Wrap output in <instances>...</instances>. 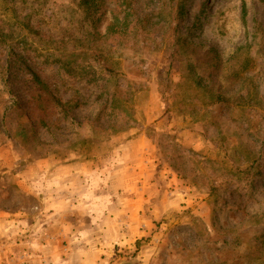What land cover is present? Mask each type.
I'll list each match as a JSON object with an SVG mask.
<instances>
[{
  "label": "rangeland",
  "instance_id": "1",
  "mask_svg": "<svg viewBox=\"0 0 264 264\" xmlns=\"http://www.w3.org/2000/svg\"><path fill=\"white\" fill-rule=\"evenodd\" d=\"M134 1L135 20L152 9L165 20L118 34V0H0V30L14 40L0 44V209L35 203L18 187L35 169L144 140L166 192L150 236L118 249L124 264L141 251L148 264H264V0H184V12L181 0ZM19 56L71 115L38 109ZM213 83L232 107L211 102Z\"/></svg>",
  "mask_w": 264,
  "mask_h": 264
},
{
  "label": "crops",
  "instance_id": "2",
  "mask_svg": "<svg viewBox=\"0 0 264 264\" xmlns=\"http://www.w3.org/2000/svg\"><path fill=\"white\" fill-rule=\"evenodd\" d=\"M151 153L152 145L135 140L50 174L35 169L18 183L19 195L35 203L0 209V264H124L118 249L150 236L164 203L162 167ZM144 256L133 260L148 264Z\"/></svg>",
  "mask_w": 264,
  "mask_h": 264
},
{
  "label": "trees",
  "instance_id": "3",
  "mask_svg": "<svg viewBox=\"0 0 264 264\" xmlns=\"http://www.w3.org/2000/svg\"><path fill=\"white\" fill-rule=\"evenodd\" d=\"M91 0H86V3H89ZM119 5L118 9L120 11L116 13L112 19V22L109 25V29L116 31L118 34H124V33H130V34H136L137 31L141 29H146L148 26H150L151 23H160L164 19V11H155L154 9L149 10L148 13H145L143 17H137L136 20L133 18L137 14V8L140 7L137 6L134 0H118ZM184 0L180 1L179 9L181 12H184L186 4L183 2ZM135 4L137 7H135ZM129 8V9H128ZM123 15L121 16V14ZM136 17V16H135ZM163 19V20H162ZM134 22V25H131ZM14 40L12 39L11 35L6 33L5 31L0 30V44L5 45L6 47L10 49H14ZM22 64L25 66V68L28 69V71L31 73V83L32 86L35 88V102L38 106V109L43 111H48L49 106H53L54 108L59 107L63 111L66 112V114L71 115V112L68 111V107L66 106V103L57 96L53 90L51 89L50 85L44 81L40 75L33 70L27 63L26 60L22 59L21 56H19ZM94 57L97 61L100 63V68L103 69V71L107 72L108 74L115 75L117 74V70L114 67V65L108 63V59L104 58L102 53L94 54ZM250 58V57H249ZM247 58L246 61L241 63L240 69L236 70L233 73L234 79H239L238 76L242 77L243 73L248 72V70L251 69L252 63ZM216 69V67H215ZM187 79H190L192 83H194L196 86L200 87L203 86V79L200 78L197 81L194 79V74L189 73V76ZM215 83L206 86V93H208L213 103H222L226 104L228 107H232V99L227 95L226 91L222 89V86L218 87L217 89L214 88ZM252 93L249 89V92L246 95L241 96L242 99L245 98H252ZM194 106L193 108H195ZM195 112H197V109H195Z\"/></svg>",
  "mask_w": 264,
  "mask_h": 264
}]
</instances>
